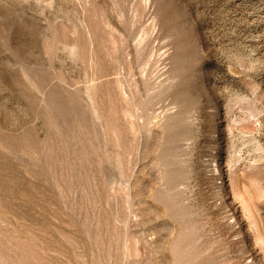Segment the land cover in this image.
<instances>
[{
  "label": "rangeland",
  "instance_id": "obj_1",
  "mask_svg": "<svg viewBox=\"0 0 264 264\" xmlns=\"http://www.w3.org/2000/svg\"><path fill=\"white\" fill-rule=\"evenodd\" d=\"M0 264H264V0H0Z\"/></svg>",
  "mask_w": 264,
  "mask_h": 264
}]
</instances>
